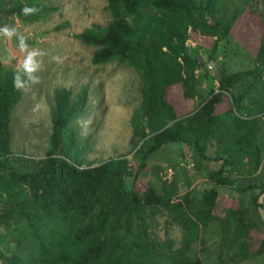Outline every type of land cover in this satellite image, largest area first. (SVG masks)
I'll return each instance as SVG.
<instances>
[{
  "label": "trees",
  "instance_id": "16d2710c",
  "mask_svg": "<svg viewBox=\"0 0 264 264\" xmlns=\"http://www.w3.org/2000/svg\"><path fill=\"white\" fill-rule=\"evenodd\" d=\"M43 1L20 0L10 13L23 23H37L52 11ZM241 1L243 10L229 15L223 0H107L108 25L76 35L96 49L94 65L116 62L141 78L142 102L131 118L132 142L139 147L132 157L136 167L133 159L119 158L82 168L84 150L78 149L71 126L84 113L87 88L76 97L69 89L55 90L45 159L16 161L12 113L30 80L23 76L25 89H16L18 67L0 63V264H244L264 256V184L242 187L234 176L242 165L256 172L261 166L262 118L237 113L255 83L263 82L264 30L255 67L228 72L218 66V92L213 88L193 112L180 115L185 101L201 94L196 72L214 61L218 44L230 37L251 4ZM25 6L39 11L25 16ZM192 35L215 39L208 57L187 45ZM239 85L247 90L233 95L231 108L219 113ZM174 88L179 91L172 95ZM214 142L222 155H209ZM171 143L192 147L198 169L203 161H222L208 173L213 187L199 195L192 189L182 193L173 179L160 189L136 188L150 157ZM128 177H133L131 187ZM219 188L249 195V202L238 198L237 204L223 207ZM255 189L260 192L248 194ZM215 223L220 238L210 251L206 231Z\"/></svg>",
  "mask_w": 264,
  "mask_h": 264
},
{
  "label": "rangeland",
  "instance_id": "374dc122",
  "mask_svg": "<svg viewBox=\"0 0 264 264\" xmlns=\"http://www.w3.org/2000/svg\"><path fill=\"white\" fill-rule=\"evenodd\" d=\"M19 1L0 0V28L5 25L15 28L25 37L28 51L37 50L42 55L36 57L41 66L33 74L39 77V83L30 81L25 89L24 99L12 113L11 149L14 159L20 163H23V160L45 159L52 134L51 112L54 107V92L60 88L71 90L72 97H76L87 88L84 113L71 126L78 137V149L84 150L81 158L84 160L82 168L96 167L111 159H133L139 147L135 149L132 142L131 118L142 102L141 78L133 68L116 62L94 65L92 57L96 49L76 38V35L93 25L103 27L108 25L111 16L106 10L107 0H44L42 2L44 6L51 8L52 11L39 22L31 24L23 23L10 13ZM223 3V9L228 10L226 13L229 15L244 5L241 0H223ZM263 30L264 0H251L250 6L236 22L230 37L218 44L214 61H209L196 72L201 83V94L195 100H184L186 103L182 104L180 115L193 112L197 103L207 99L209 91L213 88L218 92L216 71L218 66L226 67L228 72L246 71L255 67L254 57ZM18 44L16 37L8 39L0 35V63L7 69L21 66L27 55L20 50ZM214 44L215 39L195 35L187 42L191 48L199 47L203 57H208V53L214 50ZM262 80V83H255L250 89L237 113L246 119L261 117L263 126L259 136L261 149L259 170L254 171L252 165L247 168L239 165L240 168L234 174L242 187H247L250 183L258 186L264 184V76ZM246 90V85L232 89L231 94H227L228 103L219 108V113L231 108L233 95H239ZM178 91V88H174L171 93L175 95ZM177 99V102L181 101ZM213 144L214 146L211 145L208 150L209 155L213 157L222 155L221 149L215 146V142ZM257 159L258 157L252 158L253 161ZM198 160L192 147L182 143H171L150 157L149 167L141 175L136 188L141 190L155 186L160 189L165 182L170 183L174 179L178 181L182 193L192 189L199 195L204 189L213 187L208 180V173L211 170H218L222 161L214 159L203 161L198 169L196 165ZM135 162L133 159L131 164L136 167ZM247 162L249 158L245 159V163ZM126 181L128 186L133 185V177H128ZM189 183L192 185L188 187ZM219 191L223 197L221 202L223 207L237 204L238 198L248 201V194L260 192L259 189L250 190L246 194L248 196H245L237 195L225 188H219ZM260 202H264V194L260 196ZM216 211L218 215L221 213L220 209ZM260 213L264 220V212ZM2 231L0 229V232ZM206 233L209 250L213 251V246L220 238L217 223L210 226ZM175 234L176 232H173V235ZM244 264H264V256Z\"/></svg>",
  "mask_w": 264,
  "mask_h": 264
},
{
  "label": "clouds",
  "instance_id": "9594fccd",
  "mask_svg": "<svg viewBox=\"0 0 264 264\" xmlns=\"http://www.w3.org/2000/svg\"><path fill=\"white\" fill-rule=\"evenodd\" d=\"M39 11L38 8L35 6L28 7L25 6L22 8L21 12L23 15H34ZM0 35L11 39L12 37H16L18 40L19 48L22 52H26L27 55L25 56L23 63L20 67L17 68L16 74L13 78V86L18 90H24L26 87V81L22 79L23 76H27L28 80L32 83H39V77L34 76L33 74L40 68V61L36 59L37 56L42 55L37 50L28 51V45L25 41V37L18 33L17 30L13 27L5 25L4 27L0 28ZM37 107H39L37 105Z\"/></svg>",
  "mask_w": 264,
  "mask_h": 264
},
{
  "label": "built area",
  "instance_id": "2783aa9c",
  "mask_svg": "<svg viewBox=\"0 0 264 264\" xmlns=\"http://www.w3.org/2000/svg\"><path fill=\"white\" fill-rule=\"evenodd\" d=\"M210 68H212V66H210Z\"/></svg>",
  "mask_w": 264,
  "mask_h": 264
}]
</instances>
